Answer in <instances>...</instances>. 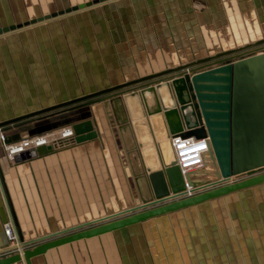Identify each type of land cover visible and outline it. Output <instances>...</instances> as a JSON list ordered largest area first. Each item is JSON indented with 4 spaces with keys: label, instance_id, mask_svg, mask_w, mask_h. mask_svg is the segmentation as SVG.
<instances>
[{
    "label": "crops",
    "instance_id": "0c3cea01",
    "mask_svg": "<svg viewBox=\"0 0 264 264\" xmlns=\"http://www.w3.org/2000/svg\"><path fill=\"white\" fill-rule=\"evenodd\" d=\"M89 1L94 0H0V27L18 26L0 34V123L264 38V0H106L66 12ZM212 67L216 76H226L218 65ZM172 80L2 127L10 141L84 119L97 131L93 139H74L16 161L6 157L0 141L5 181L25 243L67 234L135 206L141 202L139 175L147 178L155 199L178 186L165 167L161 144L197 119L189 103L182 108ZM160 84L168 95L158 93ZM199 84L214 96L212 110L226 113L218 88L224 81L202 77ZM148 92H153L151 104ZM248 177L243 173L232 180ZM10 217L0 181V228L6 243L3 222ZM147 221L158 226L157 241L168 258H180L182 264H264V183L51 248L32 262L112 264L115 233L140 231Z\"/></svg>",
    "mask_w": 264,
    "mask_h": 264
},
{
    "label": "water",
    "instance_id": "95a60500",
    "mask_svg": "<svg viewBox=\"0 0 264 264\" xmlns=\"http://www.w3.org/2000/svg\"><path fill=\"white\" fill-rule=\"evenodd\" d=\"M103 1L106 0L81 3L73 8H68L66 12L85 8ZM63 13L65 11L56 12L52 16ZM50 17L51 15L35 18L31 21V24L42 22ZM29 24L27 23V25ZM17 28L18 26L16 25L0 27V34ZM232 58L236 60L226 66L229 73L228 96L225 105L227 112L207 111L205 104L201 100L200 89L194 83L197 78L202 79L204 77L198 75V73L205 68L224 64V62ZM218 69L223 68L219 67ZM169 78L173 79L172 86L176 92L177 99L183 105L182 108L189 103L193 107L197 119V122L189 130L174 132L173 134L181 133L182 136H195L197 138L209 137V148L204 153V166L187 172L185 177L177 165V157L171 143V135L167 139L168 145L172 150V160L165 167L167 169L173 168L180 175V182L178 186L173 188V192L178 193L179 190H185V187L190 186L193 188L192 195H187L186 192H183L173 196H162V192H160L157 194L158 198L155 199L147 178L144 175H139L137 182L141 202H138L135 206L91 223H97L96 225L91 226V224H88L87 227L82 226L84 228L43 241L32 248H26L25 238L17 219L0 160V181L11 217L19 234L20 243L16 247L22 249L21 252L1 256L0 264H15L22 260L26 264H33L32 259L34 257L46 253L51 248L80 239L110 233L154 217L198 205L212 198L264 183V38L241 48L219 52L194 62L128 80L109 88L16 116L1 122L0 127L34 116H50L66 110L84 109L92 104L118 97L124 92L134 90L146 83L161 82ZM208 96L211 99L214 98L213 95ZM210 106L213 108L215 104L210 102ZM168 114L169 111H166V115ZM86 115L88 114H83L82 117H86ZM214 126H218V129H213ZM73 128L77 142H84L97 137V131L94 129L90 119L73 123ZM217 134L222 136V138L224 137L222 143L227 146V150L224 151L227 157V170L224 169L221 161L223 151L218 149L217 144L219 141L217 142L215 139ZM54 150L55 146L52 144L43 145L37 149V155H43ZM29 157H31L30 154H22L17 160ZM243 173L248 174L249 177L230 181L231 178L229 177L231 175L238 177Z\"/></svg>",
    "mask_w": 264,
    "mask_h": 264
},
{
    "label": "built area",
    "instance_id": "2783aa9c",
    "mask_svg": "<svg viewBox=\"0 0 264 264\" xmlns=\"http://www.w3.org/2000/svg\"><path fill=\"white\" fill-rule=\"evenodd\" d=\"M73 126H65L57 131L27 136L18 140L10 141L6 133L0 127V141L2 142L6 157L16 161L22 154L37 155L40 146L52 144L55 147H63L75 139ZM209 137L197 138L195 136H182L181 133L171 135V143L177 157V165L182 175L204 166V153L208 150ZM187 195H192V187L188 186ZM5 233L13 243L16 252H21L16 246L20 243L19 234L12 217L4 224ZM15 264H26L24 260Z\"/></svg>",
    "mask_w": 264,
    "mask_h": 264
},
{
    "label": "rangeland",
    "instance_id": "374dc122",
    "mask_svg": "<svg viewBox=\"0 0 264 264\" xmlns=\"http://www.w3.org/2000/svg\"><path fill=\"white\" fill-rule=\"evenodd\" d=\"M69 14H73V13H69ZM33 26H35V25H33ZM234 60H236V59L232 58L231 60L224 62V64H218L219 67L223 68L222 70L224 71V75H226L224 77H218L214 74L215 72H211V70L215 68L212 66L201 70V72L210 71V73H206L207 75L206 74L202 75V76H204L203 79H205V81H208L210 78L215 79V80H222V83L224 81L225 86L223 85L224 87L223 86L218 87L222 91L221 92V94H222L221 102H224L225 103L224 105H226V102H227V96H228L227 95V89H228L227 84H229L228 76H227L228 70L226 69V66L228 63H230ZM213 74H214V76H213ZM164 81L165 80H163L159 83H162ZM166 84L169 85L168 82ZM145 85H142V86L144 87ZM168 87H167V90H168ZM204 88H206V86ZM168 92L169 91H167L166 95H168ZM218 96L220 97V95H218ZM173 174H174V177L176 178L177 183H178L180 175L176 171ZM230 181H233V180L231 179ZM1 224H2V222H0V225ZM4 224L5 223L3 222V225ZM96 224L97 223H93V224H91V226L96 225ZM181 225H183L182 222L180 223V226ZM87 226L88 225H86L84 227H87ZM84 227H80V228H84ZM78 229L79 228L75 229L74 231H76ZM74 231L72 230L69 233L74 232ZM115 234H116L115 237H112L111 241H110L112 244V247H111L112 264H182L180 258L179 259H172V257H171V259L168 258V256H167L168 254L165 253V250H164L165 248H163L164 246L159 244L157 241L158 236H159L158 226L152 224L150 221H147V223L142 225L140 231L134 230L132 233L129 232V234L125 235V236H122L119 233H115ZM58 236H60V235L50 236L48 238L35 241L31 244L26 243L25 247L26 248H32L35 245H37L38 243H40L41 241L43 242V241H46V240H49V239H52V238H55ZM109 236L111 237L113 235L109 234ZM7 239H8V237H7ZM6 241H8L7 242V243H9L8 245L4 241V237L1 234V228H0V257L16 252V250L14 249L15 247L13 246V243H11V241L9 239ZM172 247H170L168 249H171ZM177 249L178 248H176V252H177L176 254H179ZM169 255H173V251H171L169 253Z\"/></svg>",
    "mask_w": 264,
    "mask_h": 264
},
{
    "label": "bare ground",
    "instance_id": "6f19581e",
    "mask_svg": "<svg viewBox=\"0 0 264 264\" xmlns=\"http://www.w3.org/2000/svg\"><path fill=\"white\" fill-rule=\"evenodd\" d=\"M195 78H197V77H195ZM196 82H194L198 87H199V89L201 88L200 86H202L201 84H199V81H200V79H196L195 80ZM158 93L160 94V95H165L166 96V94H167V92H166V89L164 88V85L163 84H160L159 86H158ZM207 91H201V89H200V91H199V93H200V95H201V100L203 101V103L205 104V109L207 110V111H211L212 109V107L210 106V102H211V98H209V94L208 93H206ZM146 97H147V99H148V102H149V104H151L150 102H151V98L153 97V92H148L147 94H146ZM151 106V105H150ZM151 108H152V106H151ZM218 127V126H217ZM216 126H214L213 127V129H218ZM215 139L217 140V142H218V144H217V146H218V149L220 150V151H223V155H222V158H221V161L223 162V165H224V169L225 170H227L228 169V165H227V163H226V160H227V157H226V155H225V153H224V151H226L227 150V146H226V144L225 143H222V139H224V137L222 138V136H219L218 134L217 135H215ZM208 148H209V146H208ZM161 149H162V151H163V157H164V159H165V161L166 162H171V160H172V150H171V148H170V146L168 145V141H162V144H161ZM169 171H171L172 173H175V171H174V169L173 168H170V169H168ZM170 172V173H171ZM235 175H231V177H229V178H231L232 179V177H234ZM230 179V180H231ZM188 187H185V190H188L187 189ZM185 190H179L178 191V193H176V192H171L170 194H168L167 196H173V195H178V194H181V193H183V192H185ZM191 190H193V188L191 189Z\"/></svg>",
    "mask_w": 264,
    "mask_h": 264
}]
</instances>
